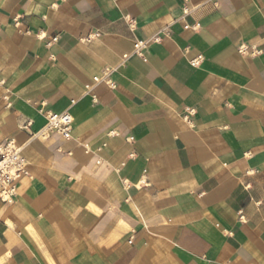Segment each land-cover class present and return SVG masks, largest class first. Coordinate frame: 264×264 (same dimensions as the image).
<instances>
[{"label": "crops", "instance_id": "obj_1", "mask_svg": "<svg viewBox=\"0 0 264 264\" xmlns=\"http://www.w3.org/2000/svg\"><path fill=\"white\" fill-rule=\"evenodd\" d=\"M10 140L0 264H264V0H0Z\"/></svg>", "mask_w": 264, "mask_h": 264}, {"label": "built area", "instance_id": "obj_2", "mask_svg": "<svg viewBox=\"0 0 264 264\" xmlns=\"http://www.w3.org/2000/svg\"><path fill=\"white\" fill-rule=\"evenodd\" d=\"M134 24L135 22L132 21V25ZM52 41H57V38ZM239 51L244 53L246 49L240 48ZM193 63L195 65L199 64L198 60ZM105 75L106 77L109 75L108 70ZM94 80L98 82L100 78H94ZM73 124L74 118L69 112L50 113L47 115L46 126L38 135L47 138L52 134H57L64 140H70L72 138ZM27 167V160L21 155V149L13 140L7 141L6 144H0V200L4 204H13L15 202L18 194V183L29 175ZM239 221H244L242 212L239 213Z\"/></svg>", "mask_w": 264, "mask_h": 264}]
</instances>
